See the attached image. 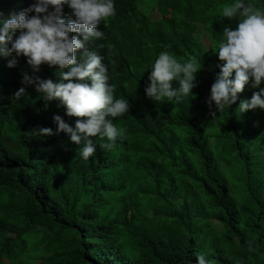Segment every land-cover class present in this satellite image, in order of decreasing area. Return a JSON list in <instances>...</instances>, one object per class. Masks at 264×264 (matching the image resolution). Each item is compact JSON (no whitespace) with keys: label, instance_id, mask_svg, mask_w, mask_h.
Here are the masks:
<instances>
[{"label":"trees","instance_id":"obj_1","mask_svg":"<svg viewBox=\"0 0 264 264\" xmlns=\"http://www.w3.org/2000/svg\"><path fill=\"white\" fill-rule=\"evenodd\" d=\"M33 2L0 0V14ZM229 2L114 0L115 14L96 26L104 37L88 47L130 107L113 118L123 137H92L87 160L56 133L53 114L76 119L58 100L30 85L14 96L23 73L56 82V66L33 73L23 55L13 67L0 56V264H194L200 253L212 264H264V109H236L258 88L246 84L221 112L213 105L215 117L205 102L222 63L214 39L236 23L220 14ZM154 10L159 17L150 18ZM60 15L74 18L67 6ZM162 50L199 61L193 96H145ZM40 127L53 134L35 135Z\"/></svg>","mask_w":264,"mask_h":264},{"label":"clouds","instance_id":"obj_2","mask_svg":"<svg viewBox=\"0 0 264 264\" xmlns=\"http://www.w3.org/2000/svg\"><path fill=\"white\" fill-rule=\"evenodd\" d=\"M67 6L74 17L67 22L61 17ZM114 0H34L27 8L0 14V56L12 58L7 66L13 67L23 55L33 73L42 64L56 66L59 79L53 82L37 75L22 74L21 84L14 96L25 94L32 86L40 98L56 99L64 107L65 115L75 117L72 124L53 114L56 133L63 131L71 142L79 146V156L87 160L96 151L92 137L99 135L113 142L123 137L125 130L113 118L129 110V101L116 97V85L109 83L103 57L90 50L88 43L104 37L96 26L115 14ZM29 13H32L29 15ZM222 17L236 18L234 27L224 26L222 37L214 39L219 63L214 82L210 85L206 103L210 115L228 108L238 98L246 84L253 91L250 98L240 99L238 113L259 107L264 109V5L251 0H231L220 8ZM71 34V35H70ZM209 38L212 39L211 34ZM79 50V54H77ZM201 65L196 59L177 60L169 51L162 50L153 61L147 77L144 94L151 101L179 102L191 94L196 86L195 73ZM172 81H176L174 87ZM35 135H51L49 127H40ZM109 147L110 144H102ZM192 264V262H190ZM194 264H212L205 254H197Z\"/></svg>","mask_w":264,"mask_h":264},{"label":"rangeland","instance_id":"obj_3","mask_svg":"<svg viewBox=\"0 0 264 264\" xmlns=\"http://www.w3.org/2000/svg\"><path fill=\"white\" fill-rule=\"evenodd\" d=\"M149 17L150 18H154V17H159V13L157 12V10L152 11L151 13H149ZM197 34L199 35V37L202 39V43L205 42V34L201 31H198Z\"/></svg>","mask_w":264,"mask_h":264}]
</instances>
